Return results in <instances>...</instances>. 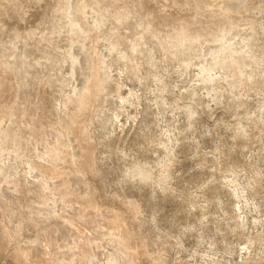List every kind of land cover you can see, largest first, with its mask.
<instances>
[{
    "label": "rangeland",
    "instance_id": "374dc122",
    "mask_svg": "<svg viewBox=\"0 0 264 264\" xmlns=\"http://www.w3.org/2000/svg\"><path fill=\"white\" fill-rule=\"evenodd\" d=\"M37 260L264 264V0H0V264Z\"/></svg>",
    "mask_w": 264,
    "mask_h": 264
},
{
    "label": "bare ground",
    "instance_id": "6f19581e",
    "mask_svg": "<svg viewBox=\"0 0 264 264\" xmlns=\"http://www.w3.org/2000/svg\"><path fill=\"white\" fill-rule=\"evenodd\" d=\"M84 81H85V79H84ZM86 81H87V80H86ZM111 224L114 225L113 227L117 226L116 228H118V227L120 228L119 224H118L116 221L112 222ZM111 229H112V227H111ZM118 230H119V229H118ZM117 233H118V232H117ZM123 235H124V234H123ZM120 240H121V241H124V237L121 236V237H120ZM124 248H125V247L123 246V249H124ZM28 252H29V250H23V251H21L20 254H19L20 259L25 257V258H26L25 261L27 262V259H28V256H27V255H28ZM26 256H27V257H26ZM23 260H24V259H23ZM21 261H22V259H21ZM22 262H23V261H22ZM33 264H34V263H33ZM36 264H40V261L37 260V261H36Z\"/></svg>",
    "mask_w": 264,
    "mask_h": 264
}]
</instances>
